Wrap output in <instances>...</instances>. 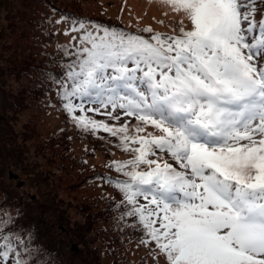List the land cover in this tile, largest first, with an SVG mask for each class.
Segmentation results:
<instances>
[{
    "label": "snow or ice",
    "instance_id": "6c2138e0",
    "mask_svg": "<svg viewBox=\"0 0 264 264\" xmlns=\"http://www.w3.org/2000/svg\"><path fill=\"white\" fill-rule=\"evenodd\" d=\"M161 2L191 27L181 21L178 35L150 42L74 22L78 46L58 45L72 59L47 78L77 128L119 136L133 153L114 165L127 179H107L165 264H264V0ZM101 109L134 117L136 135L87 115ZM147 126L159 134L141 135ZM14 225L5 211L0 264H49L34 234Z\"/></svg>",
    "mask_w": 264,
    "mask_h": 264
},
{
    "label": "rangeland",
    "instance_id": "374dc122",
    "mask_svg": "<svg viewBox=\"0 0 264 264\" xmlns=\"http://www.w3.org/2000/svg\"><path fill=\"white\" fill-rule=\"evenodd\" d=\"M37 1L0 0V194L12 200L14 207L19 198L28 202L37 214H43V220L38 223L42 231H38L39 237L34 236L35 245L43 250H60L64 259L74 256L75 264H86L81 257L83 240L75 233L76 226L84 222V218L76 208L86 202L94 203V198L103 193L116 202L125 201L115 184L107 178L123 180L118 177L122 173L117 172L114 165L122 158L123 163L132 159L133 153L123 150L119 136L103 130L92 132L77 128L62 108L57 96L59 85H53L50 79L40 76L36 70L37 65L44 68L45 61L49 60L47 54L55 53L58 45L78 46V41L72 38L81 34L70 32L71 23L63 19L59 12ZM55 1L85 18L88 15L108 17L120 20L133 29L151 26L156 30L179 32L181 21L186 30L191 27L183 13L174 12L161 0ZM39 4L37 13L31 12ZM260 19L258 13L256 20ZM78 22H84L87 30L95 31L96 27L88 20ZM66 32L68 35H65ZM30 56H37L35 68L28 60ZM14 59H17V64H14ZM33 77L40 85V93L43 91L39 100L37 97L36 100L30 99V94L19 96L25 83ZM86 107H91V104ZM104 112L101 109V114L89 112L87 115L110 127L127 124L130 136L136 135L135 128L141 126L134 117H123L120 109L113 113L119 114L118 120L110 119ZM3 119L10 122L6 123ZM61 130L65 131L64 135ZM148 132L159 134L147 126L141 135ZM53 135H62L65 140L62 143L59 141L56 147L43 150L45 138H52ZM80 160L84 165H77ZM163 161L172 162L179 169L172 158H161ZM11 172L19 177L21 188L17 187L18 181L10 179ZM20 226L22 229L34 227L37 233V225L29 215L23 218ZM104 226L101 223L94 230L95 246L92 247L99 264H112L113 261L108 260L110 247L100 240ZM138 241H129L117 254L126 255L133 264L145 261L165 264V258L158 254L154 243L145 245ZM84 257L88 259L85 253Z\"/></svg>",
    "mask_w": 264,
    "mask_h": 264
},
{
    "label": "trees",
    "instance_id": "16d2710c",
    "mask_svg": "<svg viewBox=\"0 0 264 264\" xmlns=\"http://www.w3.org/2000/svg\"><path fill=\"white\" fill-rule=\"evenodd\" d=\"M40 4H44L45 7H48L54 11L59 12L63 19L67 20L69 23L73 24L74 22H78L79 20H88L89 22L93 23L91 25H94L95 27H101V28H107L110 31L115 30L118 32H123L127 35H133V36H139L143 39L151 41V37L156 34H160L163 37L168 36H174L178 35L179 32L174 31H162V30H156L155 28L151 26H143L136 29L128 27L125 23H123L120 20H114L108 18V17H99V16H80L78 12H75L73 10L67 9L66 6H63L59 3H57L55 0H39L37 1ZM39 5L35 6L34 9L31 12L37 13L39 9ZM29 6H32V4H29ZM30 22V21H29ZM151 29V32L145 31V29ZM45 31V30H44ZM47 34H49L47 31H45ZM51 36V33L49 34ZM63 45H70V44H61ZM74 51V49H72ZM47 57L49 58L48 61H45L44 68H38V65L36 66V70L39 72L40 76H43L44 78H47V75H54L57 77L62 76L63 68L61 67L62 64H66L72 57H66L63 55V53L57 50L55 53H48ZM37 56H34L33 58L30 56L28 60L30 61L31 65L34 67V64L38 62L36 59ZM17 59H14V64L16 63ZM26 65V64H25ZM35 68V67H34ZM51 81V80H50ZM42 87V85H41ZM43 89V87H42ZM40 85L36 82L35 78H31L29 82L25 83V88L23 91L19 94V96L23 95H31L30 99L36 100L35 97L41 99L42 92L40 93ZM26 105V103H24ZM91 107H96L94 105H91ZM2 121H5L6 123L10 122L7 121V119H3ZM63 132V135L65 134L64 130H61ZM66 137L68 135L66 134ZM65 138H63L62 135L56 136L53 135L52 138L48 137L44 140V146L42 147L43 150L47 149L48 147H56L59 141L62 143ZM58 152H56L57 154ZM65 156V154H62ZM74 163L76 161L74 160ZM119 163H123V158L120 160ZM77 165H84V162L80 160V162H77ZM145 166H141V168H144ZM141 170H147L146 167ZM118 177L120 179H127L123 176V174H119ZM124 198V197H122ZM14 200V198H12ZM95 202L92 201L86 202L80 207H77V212L81 214V216L84 218V222L81 224H78L76 226L77 230H75L76 236L79 237V239L83 240L81 242L84 245V249H82L81 257L84 259V263L86 264H99V261L97 257H95L94 248L92 245H94V239L92 237V234L94 233V230L101 224H105L103 227V231H101L102 239H100L105 244H108V247H110L111 253H109V261L112 264H133L131 261L127 259V256L124 254H117L119 249L126 246V244L129 241L133 242H139L138 240H141L142 236L144 235L143 229L140 227L138 222L134 221L136 220L135 217H129L126 215H122L124 207H126V201H120L116 202L113 200L108 194H104L98 197L94 198ZM142 203L144 201L141 200ZM7 211L9 212L14 218H15V227L18 229L23 230L25 233L28 231H31L34 236L39 237V232L42 231V228L38 227V223H41V220H43V214L42 213H36L33 208H30L28 202L19 200L17 198V203L15 207L12 205V200L6 199V197L3 194H0V218H2L3 213ZM32 212V213H31ZM19 214V215H18ZM29 215L31 219L35 222L37 225V233L36 229L34 227L29 229H22L20 224L22 223V220L24 217ZM32 215L34 217H32ZM39 231V232H38ZM99 239V238H98ZM95 246V245H94ZM55 250V251H54ZM46 259L49 261V264H63L61 260H63L64 264H75V257L71 256L67 259L63 258V252L60 250L56 251V249H49L46 248ZM85 255L88 257L86 259L84 257ZM76 254V253H75ZM112 260V261H111ZM139 264H149L148 261L141 262Z\"/></svg>",
    "mask_w": 264,
    "mask_h": 264
},
{
    "label": "water",
    "instance_id": "95a60500",
    "mask_svg": "<svg viewBox=\"0 0 264 264\" xmlns=\"http://www.w3.org/2000/svg\"><path fill=\"white\" fill-rule=\"evenodd\" d=\"M10 179H13V180L18 181V180H19V177L11 172V174H10ZM17 186H18L19 188L22 187V182H18Z\"/></svg>",
    "mask_w": 264,
    "mask_h": 264
}]
</instances>
